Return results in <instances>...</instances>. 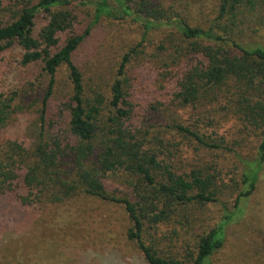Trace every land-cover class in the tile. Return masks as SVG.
Masks as SVG:
<instances>
[{"label": "rangeland", "instance_id": "1", "mask_svg": "<svg viewBox=\"0 0 264 264\" xmlns=\"http://www.w3.org/2000/svg\"><path fill=\"white\" fill-rule=\"evenodd\" d=\"M38 1L2 0L0 24H11L22 8ZM96 2L80 0L58 9L69 19L67 28L58 32L52 53L68 38L86 32L93 22ZM134 2L148 4L151 17L170 22L145 32L137 16L101 18L72 55L82 76L85 103L99 100L102 105L94 156L83 169L91 168L103 151L106 136L110 138V88L122 58L128 56L121 78L129 112L126 127L146 144L144 148L159 146L153 144V138L160 142L173 173H200L215 197L213 203L180 206L157 225L145 223L144 243L163 259L191 264L199 240L230 216L223 244L206 264H264V166L255 190L236 205L243 190L242 175L248 172L264 133V80L250 83L229 78L214 88L201 83L197 99L182 103L186 78L207 65L203 52L215 53L217 44L197 41L194 45L182 38L175 25L183 22L209 30L254 50L264 47V0H253L252 7L243 6L235 20L219 17L221 0ZM50 18L49 13L36 16L35 39ZM218 46L233 56L240 55L234 48ZM201 47L212 49L201 51ZM0 48V163L18 175L11 187L5 186L0 193V264H148L137 245L127 239L131 223L123 206L84 194L75 178L77 165L69 156L75 139L68 127L72 89L66 67L56 73L41 126L40 102L48 82L42 64L22 66L24 51L17 44L1 42ZM176 126L221 147L206 148ZM38 146L47 154L60 150L57 167L40 160L35 152ZM48 158L55 161V157ZM28 177L33 180L28 182ZM41 182L43 188L38 185ZM61 183L67 190L73 188L72 198L54 202L57 190H66ZM102 183L106 196L133 204L137 201L136 179L124 171L108 173Z\"/></svg>", "mask_w": 264, "mask_h": 264}, {"label": "trees", "instance_id": "2", "mask_svg": "<svg viewBox=\"0 0 264 264\" xmlns=\"http://www.w3.org/2000/svg\"><path fill=\"white\" fill-rule=\"evenodd\" d=\"M80 0H39L36 4L27 5L22 8L15 21L6 26L0 24V43L5 42L7 46L17 44L24 53L21 65L26 67L37 63L42 64V72L48 78L45 93L40 102L39 121L41 126L45 123L48 112V101L51 97L55 84L56 73L62 66L66 67L68 80L71 85L72 95L69 108V133L75 139V143L69 148V156L77 165L75 178L82 192L93 198L109 201L122 205L131 223L127 232V239L134 242L141 251L148 264H178L159 257L143 240L144 224L157 225L173 213L176 208L191 203L209 204L215 202V197L210 191V183L202 178L200 173L192 172L189 176L173 173L168 160L161 150V143L153 138V144L158 147L144 148V142L137 140L125 122L129 117L127 104L124 101L122 76L128 62V56H124L118 66L116 77L110 88V101L108 104L111 115L107 118L108 136L104 140L102 153L97 157L89 169H83V165L90 162L94 156L93 141L96 133V125L101 114V102L95 100L92 104H86L84 98V87L82 76L72 61V55L88 35L91 27L101 18L120 19L137 16L143 22L145 32L162 26V17H151L148 4H135L134 0H97L95 3L94 19L83 35L68 38L63 47L52 53L57 47V34L64 31L68 26L69 15L58 11L59 8H67ZM0 0V7H1ZM253 0H221L219 17H229L235 20L243 9V6L252 7ZM134 5H137L136 7ZM39 13H49L51 18L47 25L39 33V39L33 36L34 20ZM241 14V13H240ZM178 33L186 41L204 42L217 44L215 53L207 54V65L199 70L191 72L182 86L180 100L187 104L197 99L198 84L204 87H219L227 79L253 83L264 80V47L254 50L242 48L229 38L216 36L212 31H204L200 28H192L183 22H175ZM234 48L240 52L239 56H233L229 50L222 46ZM198 45V44H197ZM200 47V46H198ZM210 47H201L199 50L207 51ZM2 51V48H0ZM4 119L1 120V123ZM179 132L192 137L200 145L217 149L221 146L205 142L197 133L186 128L176 126ZM58 147V144L55 143ZM38 146L36 154L46 165L57 167L60 150L55 149L53 153H45ZM48 157H55L50 161ZM264 166V133L261 135L254 160L248 165V172L242 175L243 190L236 199V205L241 198H247L255 190L258 174ZM34 169V168H33ZM122 170L136 179L135 197L137 201L133 204L127 199L108 197L104 193L103 180L108 173ZM32 174L35 171L31 172ZM17 176V177H16ZM18 179L17 171L8 169L0 163V193L5 191V186H10ZM33 178L28 177L31 182ZM43 188V183H39ZM61 185H63L61 183ZM63 192L57 190L54 202H63L72 198L73 188ZM64 189V188H63ZM47 191V189L45 190ZM61 192V193H60ZM61 195V196H60ZM59 196V197H58ZM52 202V201H51ZM231 220L225 216L224 221L212 229L199 240L195 257L191 264H206L211 255L219 250L223 244L224 227Z\"/></svg>", "mask_w": 264, "mask_h": 264}]
</instances>
